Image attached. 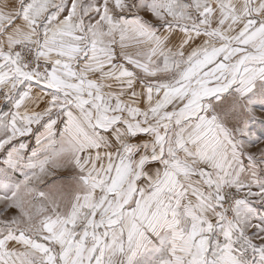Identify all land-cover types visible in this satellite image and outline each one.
<instances>
[{
	"label": "snow or ice",
	"instance_id": "snow-or-ice-1",
	"mask_svg": "<svg viewBox=\"0 0 264 264\" xmlns=\"http://www.w3.org/2000/svg\"><path fill=\"white\" fill-rule=\"evenodd\" d=\"M0 264H264V0H0Z\"/></svg>",
	"mask_w": 264,
	"mask_h": 264
}]
</instances>
